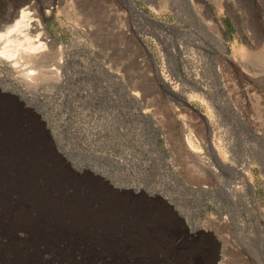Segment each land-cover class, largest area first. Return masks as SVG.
I'll use <instances>...</instances> for the list:
<instances>
[{"label":"rangeland","instance_id":"374dc122","mask_svg":"<svg viewBox=\"0 0 264 264\" xmlns=\"http://www.w3.org/2000/svg\"><path fill=\"white\" fill-rule=\"evenodd\" d=\"M131 1L144 15L130 0H0V31L23 8L35 12L63 59L59 72L48 65L36 85H25L22 70L36 67L0 57V107L28 115L42 153L73 184L153 214L29 217L19 211L27 190L17 186L19 196L0 198V264H264L259 0ZM177 46L191 51L194 85L173 72L170 49ZM181 55L177 50V60ZM160 72L182 93L156 80ZM212 127L220 139L208 137ZM186 134L213 166L216 153L234 164L248 159L253 192H228L239 179L223 164L216 179L187 149ZM221 142L227 152L211 146ZM245 196L254 197L252 213ZM236 204L243 228L223 220Z\"/></svg>","mask_w":264,"mask_h":264},{"label":"bare ground","instance_id":"6f19581e","mask_svg":"<svg viewBox=\"0 0 264 264\" xmlns=\"http://www.w3.org/2000/svg\"><path fill=\"white\" fill-rule=\"evenodd\" d=\"M241 1L236 0V3L239 4ZM251 2L254 4L258 1L251 0ZM130 4L134 11L144 15L131 0ZM260 5L262 8H259L261 16L258 20V29L264 41V11L262 10L264 8V0H259ZM3 29V31H0V57L13 61L14 64H29L31 62V66L39 69L38 72L36 69L29 68V66L27 70H22V77L27 81L25 85H36L35 83H38L37 79L39 77L46 76L45 67L48 65L50 71H60L63 63L62 56H60L61 51L58 50L60 44L47 30L39 14L23 8L18 18L13 23L5 25ZM213 31L214 37L223 41L219 27L215 25ZM191 36L194 39H198L193 34ZM177 50H180L181 54H183L180 61L175 56ZM170 51L174 56L173 72L178 80L185 85L187 83L194 85L197 82L199 73L188 64V61H192L191 51L189 49L184 50L181 46L172 47ZM245 52L246 50L244 54H246ZM179 63L182 65V70L179 67ZM158 75L159 78L155 79L161 81L167 90L173 91L178 95L182 93L181 88L177 84L172 85L163 72ZM202 93L204 94L205 92L201 91L200 95ZM25 113L27 114V112ZM30 125L28 115L25 117L16 116L12 109L0 107V191L4 192L5 190L1 189L6 187L11 188L9 194L0 193L1 199L4 197L13 198L14 194L19 196L16 194L19 193L16 189L17 186H21L27 190L24 198L26 199V207L24 210L16 209H19L20 213H24L25 216L29 217L153 216L152 213L146 211L140 205L129 203L115 205L110 200H107L103 193L92 186L73 184L71 178L66 176L62 169L58 168L49 156H46V153H42L38 130L36 131L34 126L30 127ZM186 128L191 130L189 124L181 123V130L183 131ZM207 135L210 139L215 137L220 139V136L213 132V127L211 131L207 132ZM184 140L188 147L187 149L192 151L202 164L211 168L212 175L216 176V179L219 177V172L217 171L220 168L219 164L228 167L232 174L239 179L226 187L227 191L234 197L238 194L243 195L247 190L253 192L252 173L248 159L243 160L244 162L240 164H234L231 156L223 158L216 153L219 164L218 166L215 164L213 166L209 158L202 154L201 149L194 145L190 135L186 134ZM220 144L219 146L211 144V146L218 153L221 149L227 152L228 148L225 147L224 143L221 142ZM38 192L40 193L39 201H37ZM251 198L254 197L245 196L243 202L245 209L249 213H252L253 209ZM10 204L8 210L12 215L15 213V206L13 202H10ZM4 208L5 204L1 203L0 212ZM223 220L232 224V226L241 228L245 224V217L237 204L233 207L231 218L224 216Z\"/></svg>","mask_w":264,"mask_h":264}]
</instances>
